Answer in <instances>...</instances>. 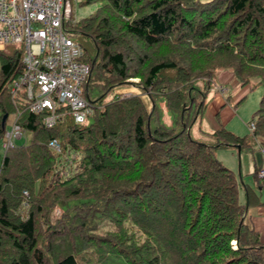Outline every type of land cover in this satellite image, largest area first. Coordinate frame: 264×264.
<instances>
[{
	"label": "trees",
	"instance_id": "16d2710c",
	"mask_svg": "<svg viewBox=\"0 0 264 264\" xmlns=\"http://www.w3.org/2000/svg\"><path fill=\"white\" fill-rule=\"evenodd\" d=\"M90 3L92 15L67 23L87 38L93 112L84 123L64 113L47 128L43 113L12 100L4 84L20 71V51H0V264H264L246 223L250 207L264 206V178L256 168L255 190L216 156L220 146L264 144V0H82ZM222 70L263 88L252 138L222 125L207 140L191 136ZM130 78L150 109L115 94ZM90 87L102 93L91 98ZM17 109L30 141L2 151Z\"/></svg>",
	"mask_w": 264,
	"mask_h": 264
},
{
	"label": "built area",
	"instance_id": "2783aa9c",
	"mask_svg": "<svg viewBox=\"0 0 264 264\" xmlns=\"http://www.w3.org/2000/svg\"><path fill=\"white\" fill-rule=\"evenodd\" d=\"M65 8V0H0V45H14L20 51V71L7 78L4 88L12 100L23 101L32 113H43L47 128L55 126L64 113L75 123H84L93 112L87 89L91 66L67 28L70 18ZM19 115L17 109L7 119L2 151L15 147L23 137L24 130L16 122ZM249 128L254 130V122ZM48 146L61 152L56 138ZM258 177L264 178L263 167Z\"/></svg>",
	"mask_w": 264,
	"mask_h": 264
},
{
	"label": "rangeland",
	"instance_id": "374dc122",
	"mask_svg": "<svg viewBox=\"0 0 264 264\" xmlns=\"http://www.w3.org/2000/svg\"><path fill=\"white\" fill-rule=\"evenodd\" d=\"M97 7H98V4H96V3L82 4V0H69V4H67L66 8H65V14H66V16H69L71 18V23H80L81 21H83L84 19H86L90 15H92L96 11ZM70 34H71L72 38L74 40H76L77 42L82 41V40L85 42L87 40L86 37L81 36L78 33H74L72 31H70ZM7 51L9 52L10 48H8ZM0 65H1V61H0ZM222 74L224 75L223 77L221 76ZM229 75H232V77H234L231 72H229L227 70H222L220 72V74L218 75V77L221 76L220 79L222 78L223 80H226L229 78ZM218 77L214 81L213 89L207 94L205 103L210 98L209 96H210L212 91L220 89L221 86L218 84L222 83V82H219ZM0 79H1V72H0ZM128 81L130 83L116 87L115 91H114L115 94L119 95V96L138 95L141 97V99H143V101L147 105L148 109H150L152 107L150 99L148 98V96L146 94L141 92V90L135 84L139 81V79L138 78H130V79H128ZM244 89H245V94H244L245 97L239 102V104L235 105V102H233L231 106L229 103L227 104L228 108L230 106L231 110H232V108L235 110H234L233 116L227 121L225 128H227V130L230 131L229 128H232V126H235L234 128H236V130H238L240 132L239 134L235 133L236 135H238V136L248 135L250 138H252L251 137L252 132L250 131L249 125L251 122H253L252 118H253L255 111L257 110V108L259 106L260 98H261V95L263 93V88L261 85H255L251 88L246 87ZM6 91H7V89H6ZM101 93H102V90H100L98 88L94 89V87H90V94L89 95L91 98L99 96ZM111 95L112 94L109 93L108 96H106V98L111 97ZM164 102H165L164 99L160 98L157 100V105H158L160 113H161L162 123L170 126L173 117L166 110ZM229 102H231L230 99H229ZM203 115L206 117L205 112ZM202 122H203V116H202ZM236 124L239 126H236ZM8 127L9 126L7 125V128ZM201 128L202 129L200 130L196 125H193L192 128L190 129L191 136L193 138L202 139V140L206 139L207 140L209 133L204 135L200 132V131L204 130V128H205V122L202 123ZM30 137H31V134L29 132L24 131L23 137L16 140V145L21 146V145L28 144L30 141ZM254 141H255V139H254ZM224 152L227 154V157L224 154H222ZM216 156L229 169H232L235 173L236 172L239 173V175L241 176V180H243L244 183H247L250 186L256 185L254 175H253L254 171L253 172L247 171L249 174H246V168L247 167H246L245 158L251 157V154L249 152H246L244 148L240 150V153H238V151L235 147L220 146L216 150ZM228 158L231 160H229ZM239 179H240V177H239ZM262 185H263L262 188L264 190V182H262ZM243 196H244L243 188H240L239 189L240 201H243ZM261 199L264 200V194L261 195ZM56 211H57L56 214H58L60 212V210H56ZM232 243L235 244V241H232Z\"/></svg>",
	"mask_w": 264,
	"mask_h": 264
},
{
	"label": "crops",
	"instance_id": "0c3cea01",
	"mask_svg": "<svg viewBox=\"0 0 264 264\" xmlns=\"http://www.w3.org/2000/svg\"><path fill=\"white\" fill-rule=\"evenodd\" d=\"M4 48L5 45H0V51L4 50ZM221 76L223 77L224 75L222 74ZM220 77H218L219 82H222L218 84L221 86L220 89L212 91L209 96L210 98L206 102V109L204 111L206 113V117L203 115L205 128L204 130L200 131L204 135L207 133L210 134L221 125L225 127L227 121L233 116L235 110L233 108L231 110L230 106L233 102H237V100H239L245 94L244 88L246 87H242L241 84L234 77H232V75H229V78L226 80H223L222 78L220 79ZM229 99L231 102H229ZM228 103L230 104L229 108L227 106ZM9 116L7 119L10 120ZM8 122L9 121L6 120V125H8ZM203 122H201V126ZM236 126L239 125L236 124ZM234 127L235 126L229 128L230 131L239 134L240 132ZM254 142L256 149L253 152L245 150L251 154V157L245 158L247 167L246 174H249L248 172L251 171L253 172L256 168H264V152L261 150L262 142L258 140H255ZM238 153H240V151ZM222 154L227 157L225 152ZM251 187H253L255 190H258L255 188V186ZM263 194L264 190L262 188L260 189V195ZM246 223L257 231L260 241L264 242V206L250 207L248 209Z\"/></svg>",
	"mask_w": 264,
	"mask_h": 264
},
{
	"label": "water",
	"instance_id": "95a60500",
	"mask_svg": "<svg viewBox=\"0 0 264 264\" xmlns=\"http://www.w3.org/2000/svg\"><path fill=\"white\" fill-rule=\"evenodd\" d=\"M5 119H6V115L3 116L2 121L5 122ZM237 151H238V152L240 151V146H237Z\"/></svg>",
	"mask_w": 264,
	"mask_h": 264
}]
</instances>
